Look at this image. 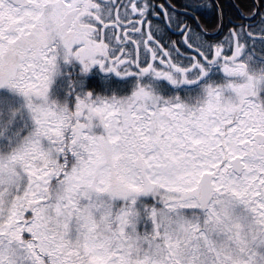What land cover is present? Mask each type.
Segmentation results:
<instances>
[{"label":"snow or ice","instance_id":"1","mask_svg":"<svg viewBox=\"0 0 264 264\" xmlns=\"http://www.w3.org/2000/svg\"><path fill=\"white\" fill-rule=\"evenodd\" d=\"M0 264H264V0H0Z\"/></svg>","mask_w":264,"mask_h":264}]
</instances>
